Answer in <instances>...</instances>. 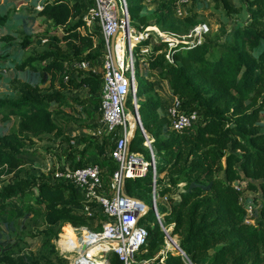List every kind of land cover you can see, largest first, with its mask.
Returning <instances> with one entry per match:
<instances>
[{
  "label": "trees",
  "instance_id": "obj_1",
  "mask_svg": "<svg viewBox=\"0 0 264 264\" xmlns=\"http://www.w3.org/2000/svg\"><path fill=\"white\" fill-rule=\"evenodd\" d=\"M144 1L126 0L127 12L131 22L148 27V19L142 14ZM157 1L154 26L161 31L183 35L199 24L193 15L176 16L178 0ZM214 1L220 12L237 13L228 0ZM239 1L247 19L224 33L221 42L181 44L170 49L169 58L164 52L168 45L161 39L152 43L146 39L133 48L139 118L157 158V177L168 180L165 185L156 180V196H168V208L161 207L158 213L180 248L159 255L165 233L150 210L140 221L147 228V244L135 254V258L151 261L148 264H264V0ZM6 2H21V6L14 12L1 10L0 51L16 45L28 47L41 37L52 50L21 62L0 58L1 66L12 69L19 84L8 99H0V122L18 119L9 133L0 130V178L5 179L0 187V216L3 210L11 209L15 220L39 217L44 228L32 236L40 237L41 245L30 264H66L58 258L53 243L60 229L67 225L63 234L79 227L99 230L103 218L93 226L96 216L79 210L99 205L82 203L76 187L53 174L23 175L27 153L23 147L46 134L65 139V123L70 121L65 108L73 109L67 97L44 93L35 84L36 78L49 82L50 88L57 84L60 91L86 88L89 99L97 102L93 97L99 94L102 72L86 74L77 69V76L68 77L66 83L63 76L67 63H92L102 58L104 42L98 29L85 28L80 0ZM15 23L34 33L21 37V32L11 30ZM60 27L66 29L58 38ZM148 47V53L142 54ZM141 63L150 71L164 73L171 97L180 101L182 109L197 114L191 127L169 129V120L161 112L160 95L153 82L141 74ZM129 104L132 109L131 100ZM112 139L113 133H109L100 142L82 140L86 145L82 155L89 149L104 159L102 176L106 182L116 168L106 156L113 148ZM144 143L137 128L129 151L148 157ZM80 166L78 161L75 167ZM125 184L129 197L141 200L144 193L151 198L150 173ZM246 191L259 195L249 221L247 206L241 201ZM14 255L9 240H2L0 264H18ZM106 260L108 264H122L113 253Z\"/></svg>",
  "mask_w": 264,
  "mask_h": 264
},
{
  "label": "built area",
  "instance_id": "obj_2",
  "mask_svg": "<svg viewBox=\"0 0 264 264\" xmlns=\"http://www.w3.org/2000/svg\"><path fill=\"white\" fill-rule=\"evenodd\" d=\"M183 2L184 0H179L178 5ZM84 21L87 29L91 27V24L99 27L104 42L101 62L102 84L98 94V110L101 115L98 133L105 135L113 133L115 136L120 130L121 135L106 154L116 164L115 170L107 181L110 196L100 195V192L105 190L103 189V170L96 162L83 164L80 167L64 168L60 172L53 173L56 178L72 183L83 194L87 203L95 202L103 212L99 230L95 231L87 227L73 228L74 231H81L84 241L82 248L69 264H101L102 260L108 264L106 257L110 253L115 254L122 264H147L135 262V254L147 244V228L141 225L140 221L149 213L150 207L144 201L137 202L135 198L126 195L124 185L127 180H135L143 178L148 173L151 174V209L154 210L157 221L163 229L161 216L156 207L157 158L142 127L136 103L133 48L138 42L146 40L149 33L143 36L131 30L126 0H93V8ZM207 32V25L202 23L195 25L183 35L166 31L158 32L157 35L167 43L170 50L181 44H200ZM112 51H114V59ZM148 51L149 47L141 53L146 54ZM166 58H169V55ZM90 64L91 62L82 61L72 63V66L75 69L87 70ZM91 72L95 73L94 70ZM65 78L68 79V77ZM128 99L131 100L133 107L131 110L127 108ZM163 113L168 118L169 129L172 131L191 127L197 121V114L182 109L177 98H173ZM134 127L140 130L145 139L144 146L149 151L148 160L144 159L143 154L128 151V141ZM79 210L88 215H94L90 212V206L80 207ZM246 212L249 218L252 214L251 208ZM97 243L105 245L102 259L85 254L86 249ZM62 247L65 252H70L72 243L65 242Z\"/></svg>",
  "mask_w": 264,
  "mask_h": 264
},
{
  "label": "rangeland",
  "instance_id": "obj_3",
  "mask_svg": "<svg viewBox=\"0 0 264 264\" xmlns=\"http://www.w3.org/2000/svg\"><path fill=\"white\" fill-rule=\"evenodd\" d=\"M179 0L177 1V6L175 8V14L178 18H182L187 15H193L199 24H206L208 32L204 37V40L209 41H223L224 33L229 32L233 26L237 23H242L247 19L246 11L243 9V6L239 0H228L229 4L235 7L237 13L225 14L220 12V10L215 5L214 0H184L183 4L178 5ZM80 4L83 9V18L89 15L90 10L93 8V0H80ZM37 9L39 8L40 2L37 3ZM21 6V2H6V0H0V16H3L4 12H14ZM142 14L145 15L148 19L150 26L142 27L139 25L138 21L131 22L129 20V27L134 33H141L145 36L148 35L147 40L150 43L155 42V40L160 39L157 35L158 32H163L154 26L155 18L158 14V1L153 0L152 2L144 1ZM91 28H96L99 30V27L96 24H91ZM153 28V29H151ZM66 27H60L57 29L56 35L58 38L61 37L62 31ZM87 29V28H86ZM11 30L21 32V37L31 36L34 32L29 29H23L20 23H15ZM82 32L83 29H81ZM100 31V30H99ZM40 32H45L40 31ZM45 37H41L38 41L33 40V42L25 48H20L18 45L13 46L9 49L0 51V58H8L9 60H14L17 62L24 61L25 59L31 56H37L43 51L52 50L48 45V41L44 40ZM203 40V41H204ZM59 46H63V43H58ZM169 47L164 50L166 56L169 55ZM102 58L92 62L89 65L87 70H83L86 74L94 70L95 72H102ZM141 74L144 75L149 80L153 81L159 95L162 97L163 101L170 102L171 95L168 81L164 80V73L160 70L150 71L146 68L144 63L140 64ZM77 69L72 66V63L65 64V73L63 76V82H67L65 77H76ZM35 84L40 86L44 93H58L68 98L69 103L72 104L73 109L65 108V114L69 117L68 122L65 123V139L64 138H55L52 135H43L41 139L36 141L33 145L25 144L23 150L26 153V164L22 167L23 175L25 176H37L39 174H53L55 171L60 172L64 168L75 167L78 161H81V164H87L91 162H96L103 166L105 164L102 157L94 153H90V150H87V153L82 155L81 152L85 149L86 145L82 141L83 139H91L94 142H100L101 139L105 136L104 133L99 134L98 128L100 127V112L98 110V94L93 98L97 99V102H94L89 99V94L86 88H81L76 91H60L57 87V84L54 88H50V83L41 82L40 76L35 80ZM17 80H15V73L12 69L3 68L0 62V99L6 100L10 97L13 89L18 86ZM74 100L75 102H72ZM88 100V101H87ZM87 101V104L82 102ZM130 99H128V110H131L129 104ZM172 102V101H171ZM262 123L264 118L261 119ZM18 122V119L13 118L9 122H0V130L3 134L9 133L13 130ZM120 130L117 131L116 135L113 136L110 144H114L117 139L120 137ZM144 159L148 160V157L144 156ZM5 181L4 178H0V187ZM157 183L159 185H165L168 183L166 178L162 176L157 177ZM126 185V184H125ZM181 187V186H179ZM103 191L100 192V195H111V192L107 188V182L103 178ZM126 188L124 187V192ZM79 200L82 203H87L83 194L77 190ZM126 194V193H125ZM141 200L145 202L151 209L152 206V197L149 195L141 193ZM167 198L157 197V211L159 208L164 207L168 208ZM259 200L258 193L252 191H246L242 197L241 201L246 205V210L251 208L252 214L256 201ZM154 209V208H153ZM3 215L0 216V242L9 240L10 245L12 246L15 252V259L18 264H30V262L35 259L37 252L41 245L40 237H33L32 235L40 229H43L44 226L36 215L31 216V218L26 219H14V211L11 209L3 210ZM96 219L93 221L92 225L100 221L103 218L102 209L99 206L93 207L90 209ZM154 212V210H153ZM155 214V212H154ZM252 214L249 216V220L252 219ZM159 216H161L159 214ZM156 219L157 216L155 215ZM162 222V217H161ZM252 222V221H251ZM67 225H64L60 230V234L57 241H54L56 248V253L58 258H62L67 261L66 264H69L71 259L78 254L83 245V236L81 231H74L77 242L72 244L71 251L65 252L62 245L65 244V241H62L63 237L68 234L66 232L63 234ZM73 228V227H72ZM165 233L164 243L161 247L160 254H163L167 249H174V243L177 244V237H172L170 235V228L162 229ZM71 243V242H70ZM153 259L152 261H154ZM146 262L147 264L151 261L140 260L135 258V262ZM50 262V261H49ZM56 261L52 262L55 264ZM45 262H43L44 264ZM50 264V263H49ZM101 264H105L104 260L101 261Z\"/></svg>",
  "mask_w": 264,
  "mask_h": 264
},
{
  "label": "bare ground",
  "instance_id": "obj_4",
  "mask_svg": "<svg viewBox=\"0 0 264 264\" xmlns=\"http://www.w3.org/2000/svg\"><path fill=\"white\" fill-rule=\"evenodd\" d=\"M153 29V28H151ZM133 125V122H132ZM134 129V128H133ZM62 241H65L66 243H72V244H76L77 242V237L74 233V230L72 229L68 234H66ZM104 249H105V245L103 243H97L92 247H89L88 249H86L85 254H88V256L90 257H94V258H100L102 259L104 256Z\"/></svg>",
  "mask_w": 264,
  "mask_h": 264
},
{
  "label": "water",
  "instance_id": "obj_5",
  "mask_svg": "<svg viewBox=\"0 0 264 264\" xmlns=\"http://www.w3.org/2000/svg\"><path fill=\"white\" fill-rule=\"evenodd\" d=\"M114 51H112V58L114 59ZM136 127H134V129H133V131H132V133H131V136H130V138H129V141H128V151H129V146H130V143H131V141H132V138L134 137V135H135V132H136ZM135 201H139V200H137V199H134ZM174 249H176V250H180V248H179V246L176 244V243H174Z\"/></svg>",
  "mask_w": 264,
  "mask_h": 264
},
{
  "label": "crops",
  "instance_id": "obj_6",
  "mask_svg": "<svg viewBox=\"0 0 264 264\" xmlns=\"http://www.w3.org/2000/svg\"><path fill=\"white\" fill-rule=\"evenodd\" d=\"M153 82V81H152ZM154 84V83H153ZM154 87H155V85H154ZM155 89L157 90V88L155 87ZM170 95V94H169ZM160 98H161V101H162V109H161V112L163 113V111H164V109H165V107L168 105V104H170V102L173 100V98L171 97V101L169 102H165V101H163V99H162V97L160 96ZM17 119V118H16ZM70 226V225H69Z\"/></svg>",
  "mask_w": 264,
  "mask_h": 264
}]
</instances>
